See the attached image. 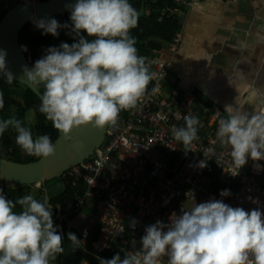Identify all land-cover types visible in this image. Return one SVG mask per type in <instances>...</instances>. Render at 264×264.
I'll list each match as a JSON object with an SVG mask.
<instances>
[{"label": "clouds", "instance_id": "9594fccd", "mask_svg": "<svg viewBox=\"0 0 264 264\" xmlns=\"http://www.w3.org/2000/svg\"><path fill=\"white\" fill-rule=\"evenodd\" d=\"M70 21L76 42L49 47L31 69L23 67L33 87H44L39 111L68 142L72 141L70 132L81 126L116 127L120 112L136 108L154 78L130 35L138 25V14L129 0H76ZM33 23L42 35L54 37L59 35L58 29L69 28L55 18H34ZM21 50L27 47L21 45ZM6 55L0 49V74L11 84L14 75L7 68ZM3 107L0 92V109ZM224 111L227 117L219 120L217 136L222 145L231 148L235 176L249 158L264 161V112L249 115L231 105ZM183 119L185 126L174 128L173 136L188 151L198 139L200 121L196 116ZM9 127L16 131L15 142L27 155L47 158L55 154L48 135L33 139L30 129L15 117L0 120V135ZM198 166L206 167V161ZM254 166L257 171L264 167ZM230 194L228 189L220 192L221 196ZM17 205L18 212L14 211ZM52 207L47 196L39 201L29 194L13 202L0 190V264H52L64 252ZM136 223L133 220L130 227ZM67 238L74 250L83 248L84 241L74 233ZM140 244L135 250L133 240V250L126 251L123 258L119 253L111 259L97 257L99 264H163L164 257L167 264H264V213L259 208L246 211L211 199L171 215L167 224L157 220L147 226Z\"/></svg>", "mask_w": 264, "mask_h": 264}, {"label": "built area", "instance_id": "2783aa9c", "mask_svg": "<svg viewBox=\"0 0 264 264\" xmlns=\"http://www.w3.org/2000/svg\"><path fill=\"white\" fill-rule=\"evenodd\" d=\"M169 1L172 5L159 12L160 21L176 18L181 9L193 7L198 0ZM183 41L181 30L168 49L176 53ZM145 61L154 78L138 106L127 117L119 118L116 127H108L106 140L92 157L67 172L74 186L81 182L85 188L84 195L78 196L75 212L82 210L90 199L97 202L96 213L80 233L87 240L93 225L98 224V238L93 243L96 252L108 249L114 239L123 247L133 240L139 243L147 226L157 220L167 224L171 215L175 217L195 203L211 199L246 211L259 208L264 213V167L257 171L254 166H264V161L253 162L249 158L239 174L232 175L237 169L231 148L222 145L217 136L219 120L227 117L220 107H203L201 115L207 124L201 122L193 151H186L175 140L173 129L185 126L184 116L197 117L196 89L173 81L172 62L163 61L159 49H153ZM201 160L206 161V167L198 166ZM216 172L219 182L214 177ZM235 183L237 191L232 190ZM215 188L217 193L212 192ZM224 189L231 194L221 196ZM65 219L66 215L60 216L56 225L61 235ZM133 220L137 222L134 228L130 227ZM167 259L163 258V264H167Z\"/></svg>", "mask_w": 264, "mask_h": 264}, {"label": "crops", "instance_id": "0c3cea01", "mask_svg": "<svg viewBox=\"0 0 264 264\" xmlns=\"http://www.w3.org/2000/svg\"><path fill=\"white\" fill-rule=\"evenodd\" d=\"M180 20L184 41L179 51L171 52L163 42L159 50L163 61L172 62L173 81L196 89L199 112L203 107L224 110L227 105L249 115L264 112V0H198ZM64 189L62 184L59 190ZM88 201L78 212L75 207L66 219L75 213L76 220L69 223L79 233L97 210L96 200L89 202L91 205ZM97 234L96 223L87 240L94 235L98 238ZM52 264H58V256Z\"/></svg>", "mask_w": 264, "mask_h": 264}, {"label": "trees", "instance_id": "16d2710c", "mask_svg": "<svg viewBox=\"0 0 264 264\" xmlns=\"http://www.w3.org/2000/svg\"><path fill=\"white\" fill-rule=\"evenodd\" d=\"M42 1V0H41ZM145 2L146 13L145 16L138 20L137 27L130 30V35L135 38V47L138 50V55L149 57L153 49H159L162 47L160 42L169 44L174 36L182 30L183 22L180 20L182 13H186L189 9H181L179 15L174 19H163L159 20V12L172 5L169 0H129V3L136 9L137 14L140 12L142 3ZM14 3L13 0H0V22L3 19L5 13L10 7V4ZM60 24L67 23L69 28L58 29L59 35L52 36L51 34H41L40 29L36 28L34 24L26 23L20 32L19 42L21 45L27 47V57L31 59L34 64L36 60L42 58L47 54L46 49L49 47H59L62 42L72 44L76 42L74 34L71 33V21L70 13L54 16ZM85 35L86 33H81ZM39 91L43 93V85L39 86ZM0 92H3L4 96V107L0 109V120L9 119L15 117L22 122V125L28 127L32 132L33 139L38 138L40 135H48L54 143L59 137V130L55 129L51 121L47 120L45 115L39 111L41 98L34 94L27 86L13 81L11 84L7 82L5 77L0 74ZM133 109L127 111H121L119 118L127 117V115ZM197 117L200 121L197 128L201 126V122H205L202 118V110L199 112L197 108ZM16 131L9 127L3 135H0V158L8 159L19 163H28L38 160L40 157L27 155L21 148L16 144ZM215 180L220 181L219 175L216 172L214 174ZM59 180L65 189L58 195L50 196L47 193V182L42 184L39 189H34L35 185H25L21 188H11L9 185L0 186V190H3V194L11 199L13 202L25 195H33L37 200L44 198L48 195L50 203L52 204V213L54 225H58L60 222V214L68 215L75 209L77 204L78 196L84 195L85 188L80 182L78 186H74L72 180L67 176L56 178ZM217 188L212 189V192L217 193ZM232 190H238V184L232 185ZM59 205V207H57ZM19 205L14 211H20ZM64 235H63V247L64 252L58 255V264L63 261L67 264H99L97 257L104 259H111L113 255L119 253L121 258L124 257L125 248L121 243L114 239L110 242L108 249L102 252H96L92 246L94 240L97 238L94 235L92 238L87 240L83 248L74 250L72 243L68 240V233H74L78 239H81V234L72 227L69 220L63 221ZM58 232V231H57Z\"/></svg>", "mask_w": 264, "mask_h": 264}, {"label": "water", "instance_id": "95a60500", "mask_svg": "<svg viewBox=\"0 0 264 264\" xmlns=\"http://www.w3.org/2000/svg\"><path fill=\"white\" fill-rule=\"evenodd\" d=\"M76 0H42L39 2H14L10 4L0 22V49L7 52V68L14 75V80L27 86L40 98L42 92L33 87L23 74V67L31 69L33 63L21 50L19 42L20 32L26 23H33V19L52 18L68 14L71 5ZM145 2L142 3L138 20L145 16ZM35 25V24H34ZM109 127V126H108ZM108 127L96 129L91 125L81 126L70 132L72 141L64 139L60 132L55 140V154L28 163H19L0 158V186L9 185L11 188H21L25 185L46 184L51 180L63 177L71 168L92 157L102 145L107 136Z\"/></svg>", "mask_w": 264, "mask_h": 264}, {"label": "rangeland", "instance_id": "374dc122", "mask_svg": "<svg viewBox=\"0 0 264 264\" xmlns=\"http://www.w3.org/2000/svg\"><path fill=\"white\" fill-rule=\"evenodd\" d=\"M106 140V139H105ZM104 143V142H103ZM102 143V144H103ZM102 146V145H101ZM100 146V147H101ZM99 147V148H100ZM64 176H67V173L64 175ZM54 183H55V185H54ZM39 185H42V184H39ZM39 185L37 184L36 185V187H39ZM54 185V186H53ZM61 187H62V183L61 182H59V180H51V181H49V182H47V193H49L50 194V196H54V195H58V194H60V192H61V190H59V189H61ZM37 189V188H36ZM89 202H94V200H90V201H88V205H91ZM77 205V204H76ZM84 213H86V212H84ZM73 214H75L74 212H73ZM73 214H69V217H68V220H70L71 221V223H74V220H76V216H72ZM87 214V213H86ZM62 216V215H61ZM67 216L68 215H66V219H67ZM65 219V220H66ZM58 231V230H57ZM138 243V242H137ZM140 244V243H139ZM131 245H132V243H130L128 246H126V247H124L125 249V252L126 251H130V250H132L133 248H131ZM140 247H141V244H140Z\"/></svg>", "mask_w": 264, "mask_h": 264}, {"label": "flooded vegetation", "instance_id": "af4514ba", "mask_svg": "<svg viewBox=\"0 0 264 264\" xmlns=\"http://www.w3.org/2000/svg\"><path fill=\"white\" fill-rule=\"evenodd\" d=\"M52 124V123H51ZM59 133H60V131H59Z\"/></svg>", "mask_w": 264, "mask_h": 264}]
</instances>
